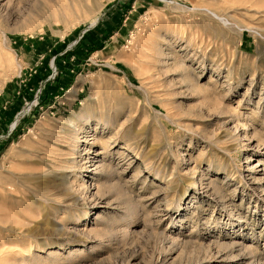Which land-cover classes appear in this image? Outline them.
<instances>
[{"label":"rangeland","instance_id":"374dc122","mask_svg":"<svg viewBox=\"0 0 264 264\" xmlns=\"http://www.w3.org/2000/svg\"><path fill=\"white\" fill-rule=\"evenodd\" d=\"M0 264H264V0H0Z\"/></svg>","mask_w":264,"mask_h":264},{"label":"bare ground","instance_id":"6f19581e","mask_svg":"<svg viewBox=\"0 0 264 264\" xmlns=\"http://www.w3.org/2000/svg\"><path fill=\"white\" fill-rule=\"evenodd\" d=\"M212 12V14L214 15V16H219L218 15V13H216V12H213V11H211ZM224 18V17H223ZM71 92H73V90H71ZM76 120H77V122H80V123H84V122H88L87 120H88V117H87V115H86V113H84V114H82V115H80V116H77V118H76ZM80 131H81V129H76V131L75 132H73L74 133V139L75 140H77L78 139V137H79V134H80ZM72 136V135H71ZM56 179H58V181H60V183L63 185V187L65 188V190H68V187H67V185H66V181H67V177L65 176V175H58V176H56ZM56 182V181H55Z\"/></svg>","mask_w":264,"mask_h":264}]
</instances>
